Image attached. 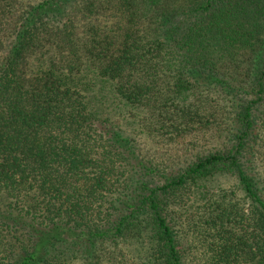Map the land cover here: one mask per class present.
Masks as SVG:
<instances>
[{
	"label": "trees",
	"instance_id": "trees-1",
	"mask_svg": "<svg viewBox=\"0 0 264 264\" xmlns=\"http://www.w3.org/2000/svg\"><path fill=\"white\" fill-rule=\"evenodd\" d=\"M0 264H264V0H0Z\"/></svg>",
	"mask_w": 264,
	"mask_h": 264
}]
</instances>
